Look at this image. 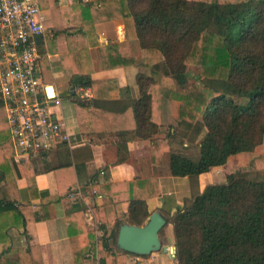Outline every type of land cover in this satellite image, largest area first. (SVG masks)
<instances>
[{
	"label": "trees",
	"instance_id": "1",
	"mask_svg": "<svg viewBox=\"0 0 264 264\" xmlns=\"http://www.w3.org/2000/svg\"><path fill=\"white\" fill-rule=\"evenodd\" d=\"M85 9L63 58L66 67L68 63L71 67L70 86L85 90L96 82L90 46L98 43L95 25L99 21L132 19L140 54L134 53L129 40L100 47L104 68L136 67L137 95L132 86H117L115 78L99 81L92 98L73 93L69 86L66 96L85 111L79 118L83 132L116 133L124 139L118 153L127 154L128 140L153 138L165 127L166 137L160 142L170 149V169L179 176H198L264 142V0H97ZM114 88L119 100L111 93L109 98L101 97V92ZM163 97L180 101L178 125L163 126ZM112 100L114 107L104 102ZM6 114L1 98L0 239L8 238L10 226L25 228L41 218L31 210V203L19 202V187L8 160L15 149L11 133L4 132L8 129ZM176 135L188 140L189 146L172 148L168 140ZM60 142L64 146L66 141ZM124 154L118 161L126 159ZM31 157L23 156L20 164L33 188ZM63 159L54 167L60 191L70 187L76 170L67 157ZM255 162L264 167V152ZM99 190L102 195L95 197L93 207L101 222L99 242L89 232L84 243L93 249L92 255L86 257L77 243L83 210L67 216L74 251V262L69 264L82 260L85 264H119L123 257L116 250L129 252L118 244L121 226L126 222L143 225L150 215L147 200L161 192L153 176L109 182ZM123 199L129 202V211L121 220L117 204ZM60 200L58 194L44 200V205ZM47 213L45 218L50 217ZM169 220L174 226L178 264H264V172L254 178L240 170L228 173L225 181L209 183L187 198ZM27 250L33 264H44L39 245H29ZM0 264L23 262L2 251Z\"/></svg>",
	"mask_w": 264,
	"mask_h": 264
},
{
	"label": "crops",
	"instance_id": "2",
	"mask_svg": "<svg viewBox=\"0 0 264 264\" xmlns=\"http://www.w3.org/2000/svg\"><path fill=\"white\" fill-rule=\"evenodd\" d=\"M36 1L41 9V15L47 28L53 32V36L42 35L41 42L37 38L38 49L40 55L42 54L39 60L40 74L48 89H52L62 98L58 87L64 86L65 91H67L71 78L70 64L68 63L66 67L63 58L70 50V39L76 33V21L82 12L86 11L85 8L97 0ZM95 31L98 41L96 45H89L90 38L88 35L86 39L94 63L92 77L96 82L92 87L85 90L80 86L75 87L72 85L70 86L72 92L74 88V92H81L82 97L92 98L98 88L99 81L115 78L117 79V86H132L135 89L134 93L139 94L136 67L126 66L106 69L103 67L100 51V47L109 44V42L129 40L132 50L139 55L140 42L133 20L119 17L99 21L95 25ZM108 93L114 95L115 97H113L117 100L120 99L117 88H114L112 92H101L100 95L103 98H109ZM63 96L69 102L64 104L62 101L61 105L56 108V116L65 121L70 134L69 140H66L65 145L62 146L63 142L61 143V139H58L50 151L45 154L43 153L45 151H43L31 157L34 165L33 173L35 174L33 188H30L24 175L23 167L20 164L23 158L16 155L15 144L13 147L15 153L13 154L12 151L8 155L20 191L19 202L21 204L31 203V210L40 215L41 218L28 222L25 228L18 225L10 226L8 238L3 237L0 239V252L5 251L11 257L21 258L23 264H33L27 248L29 245H39L44 264L73 263L74 251L71 245L67 216L83 210L84 220L82 222L78 221L79 226L77 228H79L80 234L77 237V243L79 248L84 249L86 257L92 255L93 249L90 250L84 243L88 240L89 232H93L96 242H99V225L101 222L97 220L93 207L95 197L102 195L99 190L101 186L109 182H121L137 177L153 176L158 178L161 192L158 196L147 200L148 209L150 215L157 211L166 219V223L159 234L162 245L166 249L161 248L149 254L124 253L122 250H116L115 254L123 257L119 264H178L176 237L173 223L169 220L170 216L179 207L183 206L187 198L192 197L196 192H202L207 184L225 181L226 175L233 172L232 159L238 157L239 154L231 155L227 163L214 166L210 171L201 173L198 176L174 175L170 169L171 151L163 148L166 144L162 146L160 142L161 139L166 137L165 127L163 128L164 131L155 134L153 138L136 137L128 140V153L124 154L123 151L119 154L118 145L123 144L124 139L116 133L83 132L80 128L79 118L85 116L84 109L77 106L65 93ZM104 102L108 103L109 107H114L113 100ZM179 109L180 101L167 97L162 98L161 122L163 126L178 125ZM7 123L8 129L5 127L4 132L11 133L8 118ZM130 128H133V126ZM168 141L172 148L179 149H185L190 143L181 135L171 136ZM66 151L69 152L68 156H66ZM122 154L126 155V159L118 161L119 156ZM39 155L40 157L37 158ZM64 157H67L68 161L74 164L76 170L70 187L60 191L54 167L60 163L61 159L64 161ZM1 177L2 173L0 172ZM79 188L84 191L83 196L69 197L71 191ZM58 194L61 200L45 207L44 200ZM48 211H50V217L45 218ZM128 211L129 202L126 199L117 204V215L121 220L127 217ZM110 231L109 228L108 232ZM99 256L98 253L97 257ZM75 264H85V260Z\"/></svg>",
	"mask_w": 264,
	"mask_h": 264
},
{
	"label": "built area",
	"instance_id": "3",
	"mask_svg": "<svg viewBox=\"0 0 264 264\" xmlns=\"http://www.w3.org/2000/svg\"><path fill=\"white\" fill-rule=\"evenodd\" d=\"M39 35L53 32L36 0H0V97L18 157L48 151L70 135L65 121L56 116L61 97L51 93L40 74ZM78 195H84L81 188L69 193Z\"/></svg>",
	"mask_w": 264,
	"mask_h": 264
},
{
	"label": "water",
	"instance_id": "4",
	"mask_svg": "<svg viewBox=\"0 0 264 264\" xmlns=\"http://www.w3.org/2000/svg\"><path fill=\"white\" fill-rule=\"evenodd\" d=\"M37 38L39 42L42 41L41 35ZM165 223V217L157 211L153 212L143 225L124 223L119 231L118 244L126 251L139 254H149L161 248L166 249L159 235Z\"/></svg>",
	"mask_w": 264,
	"mask_h": 264
},
{
	"label": "rangeland",
	"instance_id": "5",
	"mask_svg": "<svg viewBox=\"0 0 264 264\" xmlns=\"http://www.w3.org/2000/svg\"><path fill=\"white\" fill-rule=\"evenodd\" d=\"M59 93L62 96L61 103L63 101L64 104H67L69 101L63 96L65 91V87H58ZM261 152H264V142L256 147L253 151L245 152L243 154H239L238 157L233 158L231 161V165H234L232 170H240L244 172L249 177H260L264 172V167H258L255 162V157L258 156ZM37 156V158H39Z\"/></svg>",
	"mask_w": 264,
	"mask_h": 264
},
{
	"label": "bare ground",
	"instance_id": "6",
	"mask_svg": "<svg viewBox=\"0 0 264 264\" xmlns=\"http://www.w3.org/2000/svg\"><path fill=\"white\" fill-rule=\"evenodd\" d=\"M53 36V35H52ZM42 55V54H41ZM42 57V56H41ZM51 93H52V89H51Z\"/></svg>",
	"mask_w": 264,
	"mask_h": 264
}]
</instances>
